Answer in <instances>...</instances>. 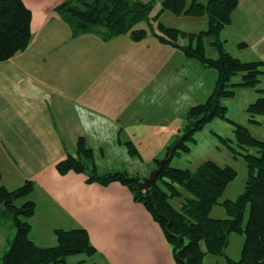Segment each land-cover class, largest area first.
<instances>
[{"label":"crops","instance_id":"obj_1","mask_svg":"<svg viewBox=\"0 0 264 264\" xmlns=\"http://www.w3.org/2000/svg\"><path fill=\"white\" fill-rule=\"evenodd\" d=\"M22 1L32 12L31 43L0 62V187L14 190L26 181L33 183L32 193L18 201L31 200L36 205L30 220L31 240L45 247L47 240L38 236L36 225H63L61 229L93 225L95 234L84 228L98 250L93 257L97 264H176L162 229L126 186L89 183L85 173L60 174L56 169L68 155L78 157L81 138L95 157V145L125 147L121 135L145 131L143 112L130 110L129 104L120 101H130L123 94L133 92L124 82L126 75L120 78L119 73L131 71L136 45L129 38L131 47L119 52L107 47L113 40H124L121 36L107 42L91 33L73 37L56 11L66 0ZM222 37L226 51L234 57L264 62V0H239ZM240 43L245 46L240 48ZM162 46L167 48L166 55L196 66L178 49ZM151 50L145 49L143 55L148 53L151 61L160 62ZM141 64L143 69H162L168 62ZM216 80L214 76L213 83ZM153 85L150 81L147 86L151 90ZM259 88L264 89V75ZM248 90L252 101L260 96ZM103 135H111V140ZM99 149L100 157H127L116 152L106 155ZM12 235L0 229V257Z\"/></svg>","mask_w":264,"mask_h":264},{"label":"trees","instance_id":"obj_2","mask_svg":"<svg viewBox=\"0 0 264 264\" xmlns=\"http://www.w3.org/2000/svg\"><path fill=\"white\" fill-rule=\"evenodd\" d=\"M239 0H161V10L154 18L168 11L176 16L207 17L208 28L199 33H188L178 28L158 23L155 36L158 42L178 49L187 59L197 61L202 67L214 69L217 80L212 94L206 102L192 107L188 113L189 124L175 147H170L166 158L177 153L190 151L195 143V133L215 118H227V107L222 100L235 97L236 90L250 89L260 95L246 109L251 124L261 125L259 117L264 116V89L259 88L264 75V62L242 61L225 49L226 41L222 31L231 24L233 11ZM155 1L142 0H66L56 8L60 17L71 30L72 36L95 34L103 41L128 34L133 42H140L147 36L146 29H134L141 21L150 23V13ZM32 12L22 0H0V62L13 58L25 51L32 40ZM153 30V29H152ZM211 38V46L217 51V58L206 56L204 39ZM186 41L182 43L180 40ZM240 48L245 46L239 44ZM238 74L240 82H232ZM232 122V121H230ZM235 125L238 149L228 146L234 156L241 155L247 165L248 179L244 192L235 200H221L228 185L237 177V170L229 165L220 166L207 161L196 170L164 166L156 181L148 190H140L135 180L125 172L99 175L94 162V152L86 146L84 139L78 141V157L68 155L56 165L60 174L85 173L88 182L107 186L118 182L126 186L134 199L146 209L157 223L170 245L176 264H204L206 256L223 257L227 264H264V140L253 137L243 125ZM227 143L226 140H224ZM129 151L138 155L131 142L126 143ZM255 150V152H252ZM159 161L157 160V168ZM33 183L26 181L21 187L9 190L0 187V207L6 217L12 220L16 229L8 248L1 257L2 264H69L67 257L85 254L93 259L98 250L92 244L88 231L83 227L57 229V244L41 247L30 238V220L36 205L31 200L22 204L33 191ZM185 190L189 196H184ZM181 199L180 208L171 200ZM224 207L227 218L211 217L214 206ZM244 237L241 257L230 258L226 250L230 236ZM75 264H97L81 260Z\"/></svg>","mask_w":264,"mask_h":264},{"label":"rangeland","instance_id":"obj_3","mask_svg":"<svg viewBox=\"0 0 264 264\" xmlns=\"http://www.w3.org/2000/svg\"><path fill=\"white\" fill-rule=\"evenodd\" d=\"M145 2L155 1L150 13V23L152 28L146 21L137 23L134 29H146L147 36L140 42H130L137 47V59L130 66L131 71L127 69H121L120 78L126 75L127 80L125 83H129L133 87V92L130 94H123L129 96L130 101L125 99L122 101L124 104H129L128 109L136 110L137 112H143V116L147 120L145 131L141 129L131 133L130 135H121L122 142L124 141L125 147L112 148L109 145L101 146L95 145V157L94 162L96 170L99 175L108 173H122L125 172L129 177L144 178L157 169V160L160 162L166 159V155L170 147L177 145L178 139L182 138L187 130L189 124L188 113L190 109L198 104L206 102L209 96L212 94L215 87L214 76L217 79V72L214 69H207L202 67L197 61H194L196 66L183 63L182 58L176 57V55H166L165 48L158 42V38L155 36V32H158V23L164 24L166 27L178 28L188 33H199L206 31L208 28L207 17L190 18L188 16H176L168 11L161 14L156 21L154 18L161 10V0H142ZM204 2L203 0H199ZM192 0H188L191 3ZM153 29V30H152ZM124 40H113L109 44V47L119 49L118 51L127 52L131 46H127L129 35L121 36ZM223 38V37H221ZM180 40L182 43L186 41ZM211 38L204 39V45L206 49V56L209 58H217V51L211 46ZM127 46V47H126ZM152 48V56L162 59L160 62H153L149 59V54L144 56L145 49ZM168 49H172L168 47ZM112 51V50H111ZM144 64H158L163 65L168 62V65L160 67H150L147 69L142 68V62ZM197 66L200 67V73L197 74ZM119 72V71H118ZM242 75L238 74L232 79V82H240ZM125 80V79H124ZM153 81L154 85L151 90L148 88V83ZM144 90V91H143ZM252 93L248 89H237L235 97L226 98L222 100V105L227 107V118L230 121L237 124L246 126L253 137L259 140H264V116L259 117L261 125H254L250 123L249 115L246 111L248 105L252 103ZM225 119L215 118L211 122L205 125V127L195 133V143H190V151L182 152L177 150V153L171 158L170 166L180 169L196 170L199 166L207 161H212L220 166L229 165L234 167L238 175L228 185L221 200L226 199L235 200L243 192L245 188L246 180L248 179L247 165L241 155L234 156L233 152L228 148L231 146L238 149L236 143L235 125ZM105 138L111 140V135H103ZM131 139L132 144L138 151L137 154H132L127 147L126 140ZM110 140H105L109 142ZM227 141V143L224 142ZM104 146V147H103ZM99 148H102L106 155L109 153H123L127 157L123 160L114 156L108 158L100 157ZM131 155L129 157L126 152ZM255 152V150H252ZM97 156V160H96ZM116 158V159H115ZM147 174V175H146ZM184 196H189L185 190ZM140 203V202H139ZM172 205L175 208H180L181 199L175 198L171 200ZM142 205V204H141ZM143 206V205H142ZM3 207H0V229L6 233L13 235L11 238H15L16 229L13 227L12 220L6 217L3 212ZM211 217L216 219L227 218L226 211L223 206L216 205L211 211ZM33 226V225H31ZM65 229H74L77 227H83L93 232L95 228L93 225H65ZM70 226V227H68ZM77 226V227H76ZM64 228L63 225H36L38 230V236L47 240L44 244L45 247L55 246L57 244V237L55 230ZM97 228V227H96ZM32 231V229H31ZM96 230L94 231L95 234ZM30 237L32 234L30 232ZM244 242V237L239 234H232L230 236L229 246L226 250L227 255L233 260L238 261L241 257V250ZM39 246V245H38ZM43 247V246H41ZM69 264H75L81 260H86L88 263L92 259H88L85 254H76L66 258ZM97 261L95 258L93 260ZM0 264L2 260L0 257ZM103 264V262H99ZM204 264H227L223 257H215L208 255L204 259Z\"/></svg>","mask_w":264,"mask_h":264},{"label":"water","instance_id":"obj_4","mask_svg":"<svg viewBox=\"0 0 264 264\" xmlns=\"http://www.w3.org/2000/svg\"><path fill=\"white\" fill-rule=\"evenodd\" d=\"M170 158H166L159 162L158 168L152 171L149 176L142 178L141 180H135L136 185L140 190H148L152 187L153 183L156 181L157 176L160 174L162 169L166 164H168Z\"/></svg>","mask_w":264,"mask_h":264}]
</instances>
